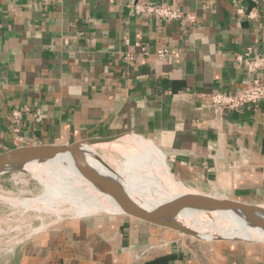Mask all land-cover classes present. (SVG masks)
Returning <instances> with one entry per match:
<instances>
[{
	"label": "crops",
	"instance_id": "crops-1",
	"mask_svg": "<svg viewBox=\"0 0 264 264\" xmlns=\"http://www.w3.org/2000/svg\"><path fill=\"white\" fill-rule=\"evenodd\" d=\"M131 1L0 0V152L141 137L190 190L263 201L264 100L217 114L201 94L247 88L235 58L264 57V0H138L192 12L194 25L136 15ZM187 236L206 242L101 213L29 238L0 264H264V242Z\"/></svg>",
	"mask_w": 264,
	"mask_h": 264
},
{
	"label": "bare ground",
	"instance_id": "bare-ground-1",
	"mask_svg": "<svg viewBox=\"0 0 264 264\" xmlns=\"http://www.w3.org/2000/svg\"><path fill=\"white\" fill-rule=\"evenodd\" d=\"M127 137L85 144L76 151H57L19 166L42 188L35 200L25 199L24 206L56 215L63 212L94 215L118 212V197L151 209L179 196L196 193L169 174L164 154L157 146L141 137ZM96 149L107 154H98ZM77 155L87 164L93 183L83 177L75 159ZM256 210L264 218V204ZM163 213L187 235L264 242V230L239 210L171 204ZM45 227L41 225L32 233Z\"/></svg>",
	"mask_w": 264,
	"mask_h": 264
},
{
	"label": "water",
	"instance_id": "water-1",
	"mask_svg": "<svg viewBox=\"0 0 264 264\" xmlns=\"http://www.w3.org/2000/svg\"><path fill=\"white\" fill-rule=\"evenodd\" d=\"M114 138H105V139H97L90 140L85 143L75 142L72 144L65 145H34V146H21L15 147L3 152H0V174L17 170L20 171L21 165L27 162L36 161L41 157H45L53 154L57 151L62 150H74L76 151L80 146L89 143H97L103 141H113ZM79 164V168L83 177L93 183L92 175L87 167V164L84 160L80 158L79 155L75 156ZM116 204L119 207V211L114 214H122L126 216H130L150 224L166 227L171 230L180 232L182 234L187 235V232L181 227L175 225L169 218L163 213V209L169 207V205H183V206H194L195 208H227L242 211L246 217L255 222L258 226H260L264 230V218L259 216L256 213V209L260 208L259 205L253 204H245L242 202H238L235 200L211 196L202 193H190L174 198L173 200L160 205L158 207L143 208L136 203L124 198H117ZM167 217V218H166Z\"/></svg>",
	"mask_w": 264,
	"mask_h": 264
},
{
	"label": "rangeland",
	"instance_id": "rangeland-1",
	"mask_svg": "<svg viewBox=\"0 0 264 264\" xmlns=\"http://www.w3.org/2000/svg\"><path fill=\"white\" fill-rule=\"evenodd\" d=\"M157 150L160 151V149L158 148ZM100 154L105 155L107 153L100 151ZM20 171L12 170L0 174V259L3 256L8 255L17 246H19V244L14 243L15 240L14 237L16 236L18 237L19 236L18 233L24 231L28 226H30V228H33L34 230L40 227L41 225H46L45 228H43L39 232H34V234L32 233L33 231L30 233V230L29 232L25 233V235L28 238H31L37 234L58 228L60 225H62L65 221L69 219L72 220L76 218L93 215V214L90 215L83 214L77 216L75 215V213H71V212L70 213L63 212L61 214L56 215L54 213L53 214L50 213V211L37 212L31 209L30 210L27 209L28 208L27 205L26 207L24 206V200L28 198L29 199L32 198L33 200H35L41 194L42 188L40 187L38 181L34 180V178L30 176V174L28 175L24 171L21 172ZM30 203H28V205ZM261 204H264V200L253 205L260 206ZM109 213L110 212H108L107 214ZM162 228L174 232L177 236H179L180 238H182L187 242H206V240L204 239H197V238L192 239L189 236L182 234L180 232L171 230L166 227H162ZM209 238L212 239L211 241L223 240V239H217V237L214 236H210ZM229 241L251 242V241L239 240V239H229Z\"/></svg>",
	"mask_w": 264,
	"mask_h": 264
},
{
	"label": "built area",
	"instance_id": "built-area-1",
	"mask_svg": "<svg viewBox=\"0 0 264 264\" xmlns=\"http://www.w3.org/2000/svg\"><path fill=\"white\" fill-rule=\"evenodd\" d=\"M128 6L136 15L152 16L165 22L181 20L189 25H194L196 23V15L194 13L182 12L165 4H145L138 0H132L129 2ZM239 12L242 13V10H239ZM245 16L247 19L253 21L258 20L259 18V14L256 9L250 10L245 14ZM124 41L127 43V38H124ZM137 46L140 47L143 55H148L147 49L144 46L138 43ZM166 53V50L157 51V55L160 57L165 56ZM126 58L130 60L132 59L128 56ZM235 59L244 65L246 74L251 76L247 88L238 94H225L221 92L201 94V98L213 106L215 113L217 114L225 110L237 111L247 106H255L264 100V85L262 84L259 76V73L264 68V57L259 54H255L251 59H242L239 56ZM18 114L19 113L16 111L12 113L15 119L18 117ZM29 230L31 233L33 228L28 226L24 231L19 232V236L14 237V243L21 244L28 240L29 238L25 235V233L29 232Z\"/></svg>",
	"mask_w": 264,
	"mask_h": 264
}]
</instances>
